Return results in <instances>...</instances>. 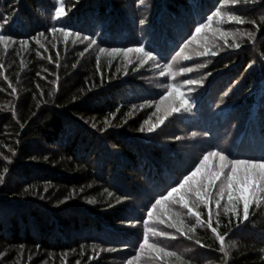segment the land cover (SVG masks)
<instances>
[{
    "label": "trees",
    "instance_id": "1",
    "mask_svg": "<svg viewBox=\"0 0 264 264\" xmlns=\"http://www.w3.org/2000/svg\"><path fill=\"white\" fill-rule=\"evenodd\" d=\"M221 5L63 0L66 15L54 20L58 0H0V34L10 38L7 50L0 44V264H264V193L247 220L242 203L239 219L225 214L227 194L219 209L214 200L209 205L227 256L202 204L193 205L205 221L195 232L188 230L195 217L179 204L170 207L181 213L185 235L168 228L166 217L165 224L149 222L169 233L149 232V241L180 260L139 253L151 205L206 153L264 160V0ZM217 7L258 28L214 18L211 30L185 49L192 59L177 57ZM53 27L73 35L65 43ZM217 28L234 35L222 39ZM205 46L217 54L197 56ZM135 47L156 59L142 65L136 53H100ZM169 63L173 71H193L160 75ZM188 79L201 84H184ZM166 84L181 85L190 111L173 113L149 132L166 107L156 112Z\"/></svg>",
    "mask_w": 264,
    "mask_h": 264
},
{
    "label": "snow or ice",
    "instance_id": "2",
    "mask_svg": "<svg viewBox=\"0 0 264 264\" xmlns=\"http://www.w3.org/2000/svg\"><path fill=\"white\" fill-rule=\"evenodd\" d=\"M144 2L145 0H139L141 5L144 4ZM231 2L233 5H236L239 4L241 0H231ZM244 2H247V0H244ZM58 3L60 6L55 9L53 16L54 20H58L62 16L66 15L63 0H58ZM223 3H227V0H222L221 7L223 6ZM221 7H217L216 10L207 17V23L201 24L195 28V33L191 40L186 42L180 51L176 53L177 57L182 56L184 60L192 59L189 55H183L185 49L190 43L195 41L197 36H199L203 31L211 30L214 18L217 19L218 23L226 18V21L229 23L235 22L240 25L252 23L256 26L255 21H246L241 16L229 12L222 13ZM143 22L144 21H141V23ZM256 27L258 28V26ZM50 31L53 34L59 32L63 36L65 43L68 42L69 36L73 35V33L66 31L63 27H53ZM214 31L219 33L220 38L222 39L234 35L231 32L222 31L219 28ZM39 35L43 36L44 33H40ZM239 35L243 36L245 33H239ZM247 35L251 37L252 33H247ZM75 36L77 39L80 38L78 33L75 34ZM9 39L10 38L5 35L0 34V44L5 46V50H7ZM84 39L89 40L90 38L85 36ZM36 42L39 43V40ZM91 43L95 44L96 42L95 40H91ZM21 44L26 45L27 41H22ZM225 44H227L226 39ZM233 44L236 48L240 47L238 43H235V40L233 41ZM41 47H43V45H41ZM45 50L47 51V49ZM100 53H107V55L112 57L123 56L125 58H128L130 53H136L137 59L140 60L142 65L147 64L150 60L156 59L150 51H146L143 47L111 50L101 48ZM37 54L39 55V53ZM209 54L216 55L217 53L215 51H210L207 46L204 47L203 51L196 53L197 56H207ZM49 60L51 62V57H49ZM200 67H204V65H200ZM192 71V68H181L179 72L173 71V64L169 63L163 66L160 75H170L173 79H175L178 74L190 73ZM184 84L199 85L201 84V81L188 79L184 81ZM164 87L167 89V93L163 95L156 104V112H161V106L166 105V107L163 110V115L158 116L156 122L150 124L147 129L149 132L155 131L156 128L160 127L168 116L173 113H178L181 110L190 111L191 106L189 105L188 99L185 97L184 91L181 90V85L166 84ZM13 91H15V89H13ZM155 114L156 113H153V115ZM145 123L149 124V121H145ZM140 131H144V128H141ZM4 171L6 172L7 169L5 168ZM218 181H220L219 189L214 196L213 189L216 187ZM2 182L3 176H0V183ZM259 193H264V160L255 161L250 159L230 158L221 151H210L206 153L202 159H200L195 168L185 175L176 186L168 190L166 194L157 198L151 205V208L147 212L148 218L144 221L145 228L142 243L139 245V253L148 251L155 253L156 259H160L162 255L163 257L176 256L177 260H180L181 258L177 256L175 252L166 251L158 244L151 243L149 241V232H151L154 236L169 235V233L158 232L155 229L150 228L149 222L153 221L155 218L160 224H165L166 219L162 217H166L167 220L170 221L167 222L168 228H175L177 232L181 233V235H185V224L181 218V213L173 211L170 207L172 204H179L181 208L187 209L189 216L195 217L196 225L188 229L191 232H195V227L197 225H203L205 221L202 220L201 213L194 210L193 205H195V207H199L202 204L206 209H208V220L206 222L207 227L210 228L216 235V239L220 243V250L225 256H227L228 252L226 250L227 246L225 244V236L221 235L217 231V228L212 226V209L209 205L214 200L216 208L219 209L221 207V201L225 199V194H227V204L224 205L225 214L231 212L239 219L238 205L242 203L243 219L247 220L249 217V207L254 201H257ZM191 197H195V199L192 200ZM217 215H219V213H217ZM173 217H175V219H173ZM197 243H199V241H197ZM203 246L204 245H201V247ZM133 259L135 261H139L141 257L140 255H137ZM77 264H79V262H77ZM128 264H133V260L128 261Z\"/></svg>",
    "mask_w": 264,
    "mask_h": 264
}]
</instances>
